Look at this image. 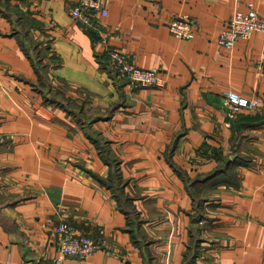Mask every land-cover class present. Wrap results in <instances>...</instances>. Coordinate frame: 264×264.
I'll use <instances>...</instances> for the list:
<instances>
[{
  "label": "crops",
  "instance_id": "obj_1",
  "mask_svg": "<svg viewBox=\"0 0 264 264\" xmlns=\"http://www.w3.org/2000/svg\"><path fill=\"white\" fill-rule=\"evenodd\" d=\"M75 3L0 0V264L58 255L60 221L98 242L63 264H264V31L218 40L264 0H108L105 41ZM229 89L257 104L230 114Z\"/></svg>",
  "mask_w": 264,
  "mask_h": 264
},
{
  "label": "built area",
  "instance_id": "obj_2",
  "mask_svg": "<svg viewBox=\"0 0 264 264\" xmlns=\"http://www.w3.org/2000/svg\"><path fill=\"white\" fill-rule=\"evenodd\" d=\"M108 0H76L70 7L73 17H79L84 23L90 25L91 34L105 41L101 21L93 18V13L105 15ZM169 30L181 38L193 35V19L187 13H180L168 21ZM264 31V17L252 6L246 9L236 8L232 11L226 24L219 31V43L232 47L239 37H248L254 31ZM108 56L111 67L120 75L125 76L132 86L160 85L165 76L159 68H144L134 64L123 50L109 48ZM229 104V113L233 114L242 108H252L257 104L254 97L244 95L234 89H229L226 94ZM59 253L52 259H43L35 264H63L65 256L84 258L98 247V242L90 235L77 230L66 221H60L54 226ZM3 264H32L28 262H15L5 259Z\"/></svg>",
  "mask_w": 264,
  "mask_h": 264
},
{
  "label": "trees",
  "instance_id": "obj_3",
  "mask_svg": "<svg viewBox=\"0 0 264 264\" xmlns=\"http://www.w3.org/2000/svg\"><path fill=\"white\" fill-rule=\"evenodd\" d=\"M48 46H46V48H47ZM117 193L119 192V190H118V188L116 187L115 189H114Z\"/></svg>",
  "mask_w": 264,
  "mask_h": 264
}]
</instances>
